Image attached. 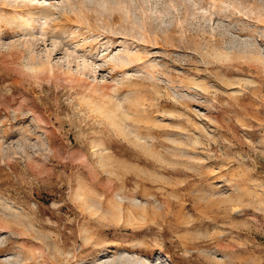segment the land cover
<instances>
[{
  "label": "rangeland",
  "instance_id": "1",
  "mask_svg": "<svg viewBox=\"0 0 264 264\" xmlns=\"http://www.w3.org/2000/svg\"><path fill=\"white\" fill-rule=\"evenodd\" d=\"M0 264H264V0H0Z\"/></svg>",
  "mask_w": 264,
  "mask_h": 264
}]
</instances>
